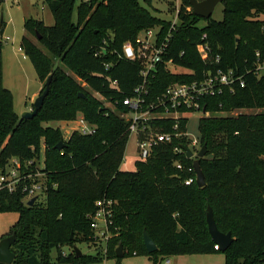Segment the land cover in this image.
Masks as SVG:
<instances>
[{
	"label": "trees",
	"instance_id": "obj_1",
	"mask_svg": "<svg viewBox=\"0 0 264 264\" xmlns=\"http://www.w3.org/2000/svg\"><path fill=\"white\" fill-rule=\"evenodd\" d=\"M45 1L53 25L25 20V35L19 43L37 79L51 76L47 96L31 119L15 113L12 95L3 87L0 40V167L16 158L22 165L33 161L24 169L35 172L42 152L39 171L46 186L44 202L36 199L31 206L23 201L20 185L12 193L0 191V212L18 215L11 230L15 233L12 264H51L53 249L56 264H93L108 257L119 261L132 256L116 257L108 246L110 240L105 244L106 253L98 249L94 257L61 252L64 245L93 241L89 216L101 199L115 202L107 224L109 234L119 233L128 253L147 255L151 264L169 256L217 253L224 256V264H264V113L216 115L217 111L264 108V73H254L256 61L264 59V21L258 19L264 13V0H221V20L196 17L190 0H179L174 29L170 21L152 16L138 0ZM3 27L2 22L1 34ZM153 28H158L159 40L169 35L164 61L172 59L175 66L196 76L232 70L243 81V87L235 83L202 101L205 111H211L197 123L200 143L207 150L199 164L205 182L202 188L195 181L184 184L194 179V173L187 171L193 161L174 151L189 144L184 135L186 119L179 121L176 132L172 130L174 121L152 120L150 125L156 131L180 136L171 144L154 147L149 158L134 163L133 171L120 168L129 137L128 122L121 117L129 109L122 101L133 95L141 69L138 62L124 58L122 46L134 44L142 31ZM198 45L208 46L205 61L197 53ZM191 80L158 65L149 79L145 100L153 101L171 83ZM93 94L114 105L115 111L102 106ZM78 116L95 128L92 135L72 132L63 138L58 128L48 125L72 122ZM60 141L65 146L58 151L54 147ZM121 191L131 193V198L116 200ZM209 197H219V203L228 205L225 211L217 207L212 211L217 229L233 238L224 252L216 249L208 233L205 214L213 206ZM71 202L84 205L85 210L66 214L64 205ZM132 222L137 231L131 230ZM144 230L157 247L153 253L142 243Z\"/></svg>",
	"mask_w": 264,
	"mask_h": 264
},
{
	"label": "built area",
	"instance_id": "obj_2",
	"mask_svg": "<svg viewBox=\"0 0 264 264\" xmlns=\"http://www.w3.org/2000/svg\"><path fill=\"white\" fill-rule=\"evenodd\" d=\"M83 1L88 2L89 0ZM176 25L177 20L172 21L170 25L171 29H174ZM151 30L142 31L136 37L134 44L125 43L122 46V55L124 58L138 62L141 67L140 83L134 88L133 95L122 101V104L128 107L129 112L121 115L128 122L129 135L132 134L136 138L138 161H145L149 158L154 147L159 144H171L173 138L180 136V133L173 134L156 131L150 125L152 120L170 119L174 121L172 130L176 132L179 129V121L181 119L187 120L188 115L195 112L200 113L202 116L208 115L202 107V101L205 98L220 95L224 88L231 89L235 83L243 87L241 77L236 76L232 70L207 71L202 73V76H196L189 69L175 66L172 59L164 61L168 49L167 43L169 41V35L159 40L157 33L154 44L150 45V40L154 37ZM197 53L200 59L205 61L209 53L208 46L198 45ZM256 56L258 57V53H256ZM218 60V57H216L215 62H218ZM161 64L164 65L168 73L191 77L192 80L169 84L157 98L147 103L145 97L148 94L149 79L155 75L156 68ZM176 67L181 69V71L173 73L171 69ZM254 73L257 76L264 73V59H258L256 61ZM115 85V82L111 83V87H115ZM178 111H185L187 114H183L181 117L176 115ZM72 122L75 123V126L71 133L78 132L82 135H92L95 132V128L89 125L82 116H78ZM201 146L199 139H189L187 148L193 154L192 161L197 158L196 155ZM174 151L185 154L182 148H175ZM39 161H36L35 172H23L22 164L16 158L9 160L7 163H10L11 166L6 164L0 174V191L5 190L8 193H12L20 185L22 187L21 191L24 193V202H28L31 198L37 197L42 188H46L45 184H42L38 180L39 178H44V174L39 171ZM32 164L33 161L28 162L24 164V167ZM176 168L182 170L180 164H177ZM187 171L194 173V179L189 178L184 181L185 185H190L195 181L193 165ZM114 204L115 202L110 199H101L95 202L96 211L92 216H89L91 220L90 228L94 231V237L93 241L88 243L97 244L98 246L102 244V254L105 253V243L109 239L107 224L111 222ZM98 221L101 222V225H99Z\"/></svg>",
	"mask_w": 264,
	"mask_h": 264
},
{
	"label": "rangeland",
	"instance_id": "obj_3",
	"mask_svg": "<svg viewBox=\"0 0 264 264\" xmlns=\"http://www.w3.org/2000/svg\"><path fill=\"white\" fill-rule=\"evenodd\" d=\"M140 6L146 9L152 16L162 19L164 21H176V11L179 6V0H138ZM76 5L74 6V11L76 10ZM222 6L218 4L212 14V19L221 20L222 18ZM75 13V12H74ZM0 17H2L4 27L3 32H0V40L2 42V84L3 87L10 91L12 95L13 109L15 113L20 117L23 112L30 111L34 100L41 94L44 89V84L47 78L38 80L36 73L30 63V61L24 56V53L20 49L19 43L22 36L25 35V30L23 28V23L29 18L35 20L43 21L44 25L52 26L54 21L45 0H0ZM264 21V13L258 18ZM200 25H203L200 23ZM153 38L150 40V45L154 44L155 36L159 32L158 28H153L152 30ZM29 38L37 44L36 38L32 35ZM42 49V48H41ZM45 52L44 49H42ZM171 71L174 73L180 72L179 68H172ZM67 74L73 76L71 71H67ZM86 87V86H84ZM93 96L101 102V105L115 111L114 105L104 101L102 97L97 94ZM210 114L211 111H208ZM238 113H250V114H260L264 113V108L262 109H252V110H239L232 113L226 111H217L216 115L218 117H226L229 115H236ZM187 114L185 111H178L176 115L181 116ZM209 114L207 116H209ZM203 117L200 113L195 112L188 115L187 125H186V135L189 139H199L197 123L198 120ZM49 126L53 128H58L63 136L67 138L75 123L67 122H50ZM43 156L41 152V159L39 161V169L43 168ZM138 155L136 152V138L134 135H129L122 164L120 166L123 171H133L134 163L137 161ZM7 165L11 166L10 163ZM4 168V167H3ZM2 167H0V174L2 173ZM22 171H25L24 165H22ZM42 184L45 183L43 178L38 179ZM45 189L42 190L37 195V201L44 202ZM131 193L126 191H121L116 194V200L120 198H131ZM202 197V196H200ZM204 197V196H203ZM206 197V196H205ZM213 204L212 211L221 209L225 211L228 205L225 202L219 203V197H209ZM66 214L70 215L72 211H84L85 206L80 205V203H65L64 205ZM215 207H217L215 209ZM214 209V210H213ZM18 218L15 212H0V240L8 235H11V230L15 226L16 220ZM101 225V222H99ZM135 222L131 223V230L137 231L135 228ZM119 233L109 234L108 246L112 251L121 245L122 255L130 254L132 256H125L119 261L116 259L103 260L99 263L93 264H151L147 255L138 253L137 251L128 253L126 246H123L119 240ZM108 242V241H107ZM107 246V243H105ZM75 247L80 250L81 254L88 258L94 257L96 251L102 250L103 245L99 246L93 243L79 242L76 243ZM61 252L63 254H70L73 252V245H64L61 247ZM106 253V249L104 251ZM136 255V256H134ZM141 255V256H139ZM51 264H56V250L53 249L50 252ZM169 263H166V261ZM158 264H224V256L222 254H189V255H176L169 256L160 259Z\"/></svg>",
	"mask_w": 264,
	"mask_h": 264
},
{
	"label": "water",
	"instance_id": "obj_4",
	"mask_svg": "<svg viewBox=\"0 0 264 264\" xmlns=\"http://www.w3.org/2000/svg\"><path fill=\"white\" fill-rule=\"evenodd\" d=\"M220 3L221 0H200V1L190 0V7L192 14L194 16L207 20L212 16L215 7ZM2 22H3L2 17H0V29L2 26ZM37 39L39 40L40 37L37 36ZM50 80H51V76H49L45 81L44 89L41 92V94L34 100L31 110L23 112L20 116L21 119H25V120L31 119L37 114V112L39 111V109L43 104L45 97L47 96L50 86ZM79 97H84V96L83 94L80 93ZM64 146H65L64 143L60 141L55 145L54 148L58 151H61ZM182 150L185 152L186 158L191 159L193 157V154L187 147H182ZM206 152H207L206 146L205 144H203L196 155L197 158L194 159L192 162L195 172V184L197 185L198 188H202L205 185L204 176L200 169L199 164H200V159L205 157ZM36 199L37 197L31 198L27 202V206L33 205ZM205 221L207 224L208 233L210 235L212 242L216 245V249L220 252H224L231 245L233 238L231 237V234L229 232L222 233L217 229L213 218V212L209 206L206 209ZM14 242H15L14 232L11 235H8L0 240V264H12L14 260V254L11 251V246L14 244ZM142 243L148 253H153L157 250L155 243L151 240V238L149 237V235L145 230L142 232ZM73 251L76 257L82 255L80 250L77 249L75 246L73 247ZM115 255L116 257H122L121 245H119L118 248L115 250Z\"/></svg>",
	"mask_w": 264,
	"mask_h": 264
},
{
	"label": "crops",
	"instance_id": "obj_5",
	"mask_svg": "<svg viewBox=\"0 0 264 264\" xmlns=\"http://www.w3.org/2000/svg\"><path fill=\"white\" fill-rule=\"evenodd\" d=\"M177 12V11H176ZM166 263H169V261L167 260Z\"/></svg>",
	"mask_w": 264,
	"mask_h": 264
}]
</instances>
